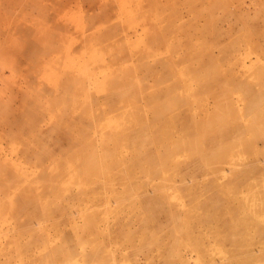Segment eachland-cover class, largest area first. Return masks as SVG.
Segmentation results:
<instances>
[{
	"label": "rangeland",
	"instance_id": "rangeland-1",
	"mask_svg": "<svg viewBox=\"0 0 264 264\" xmlns=\"http://www.w3.org/2000/svg\"><path fill=\"white\" fill-rule=\"evenodd\" d=\"M255 248L264 0H0V264Z\"/></svg>",
	"mask_w": 264,
	"mask_h": 264
},
{
	"label": "bare ground",
	"instance_id": "bare-ground-1",
	"mask_svg": "<svg viewBox=\"0 0 264 264\" xmlns=\"http://www.w3.org/2000/svg\"><path fill=\"white\" fill-rule=\"evenodd\" d=\"M88 27V26H87ZM84 29V28H83ZM83 31V30H82ZM125 37V36H124ZM138 43V42H137ZM146 43V42H145ZM144 43V44H145ZM87 46V45H86ZM94 47V46H93ZM101 47V46H100ZM118 50V49H117ZM135 50V49H134ZM129 51V50H128ZM127 51V52H128ZM106 52V51H105ZM104 54V53H103ZM132 54H134V53H132ZM101 57H102V55H101ZM103 58V57H102ZM104 59V58H103ZM102 59V60H103ZM151 59V58H150ZM108 63V62H107ZM96 64V63H95ZM100 66V65H99ZM101 66H102V64H101ZM112 67V66H111ZM161 67V66H160ZM104 68V67H103ZM124 68V67H123ZM110 69V68H109ZM128 69V68H127ZM173 70V69H172ZM109 72H110V70H109ZM126 72V71H125ZM55 73V72H54ZM106 73V72H105ZM104 73V74H105ZM123 73V72H122ZM116 74V73H115ZM114 74V75H115ZM110 76H111V74H110ZM108 78H109V76H108ZM97 79V78H96ZM110 79V78H109ZM96 81V80H95ZM106 82V81H105ZM105 85V84H104ZM98 86V85H97ZM101 86V85H100ZM104 87V86H103ZM95 88V87H94ZM114 89V88H113ZM96 91H98V90H96ZM108 91V90H107ZM97 95V94H96ZM89 96V95H88ZM136 102V101H135ZM134 102V103H135ZM125 109V108H124ZM91 112V111H90ZM96 112V111H95ZM94 112V113H95ZM177 117V116H176ZM102 125V124H101ZM132 126V125H131ZM100 127V126H99ZM59 128V127H58ZM106 128V127H105ZM101 130V129H100ZM103 130V129H102ZM177 142V141H176ZM181 165V164H180ZM2 170V169H1ZM3 171V170H2ZM15 194H17V192L15 193ZM24 194V193H23ZM18 196V195H17ZM35 196V195H34ZM33 199H34V197H33ZM25 231H27V230H25ZM220 239V238H219ZM244 250V249H243ZM264 251V250H263ZM263 251H262V249H257V248H255V249H250V250H247V251H244V258H247L248 260H249V262H250V264H257V261L256 262H252L251 263V261H252V259L253 258H255V257H257L258 255H260V254H262L263 253ZM237 252V251H236ZM235 252V253H236ZM238 253V252H237ZM236 253V254H237ZM231 255H234V253H231V252H228V251H221V252H219L218 253V255H217V258L214 260V264H225L224 262L225 261H227L228 259H229V257L231 256ZM261 256V255H260ZM214 259V258H213ZM212 259V260H213ZM211 260V261H212ZM208 260H206V262H207ZM210 261V260H209ZM208 264H210V263H208Z\"/></svg>",
	"mask_w": 264,
	"mask_h": 264
}]
</instances>
